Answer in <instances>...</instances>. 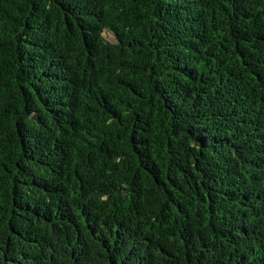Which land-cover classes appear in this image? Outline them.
<instances>
[{"label":"trees","instance_id":"1","mask_svg":"<svg viewBox=\"0 0 264 264\" xmlns=\"http://www.w3.org/2000/svg\"><path fill=\"white\" fill-rule=\"evenodd\" d=\"M0 264H264V0H0Z\"/></svg>","mask_w":264,"mask_h":264}]
</instances>
